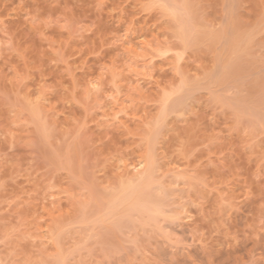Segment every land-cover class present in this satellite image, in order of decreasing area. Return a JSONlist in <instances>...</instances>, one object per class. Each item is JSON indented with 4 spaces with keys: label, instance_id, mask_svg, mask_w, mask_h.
<instances>
[{
    "label": "rangeland",
    "instance_id": "rangeland-1",
    "mask_svg": "<svg viewBox=\"0 0 264 264\" xmlns=\"http://www.w3.org/2000/svg\"><path fill=\"white\" fill-rule=\"evenodd\" d=\"M160 1L0 0V264L264 259L262 6L231 21L223 0H184L221 38L186 45ZM198 83L158 130L164 103ZM149 156L163 213L105 216Z\"/></svg>",
    "mask_w": 264,
    "mask_h": 264
},
{
    "label": "bare ground",
    "instance_id": "bare-ground-1",
    "mask_svg": "<svg viewBox=\"0 0 264 264\" xmlns=\"http://www.w3.org/2000/svg\"><path fill=\"white\" fill-rule=\"evenodd\" d=\"M162 1H164L166 4H167V6L170 8H166V9H169L170 10V13L172 14H169V16L171 15L178 23V26L176 27V28H178L177 29V33L179 34L178 36L180 37V38H182L183 40L182 41H184V43L186 42H194V41H196L197 42V40H198V42L200 43V41L202 40V36L203 35H205L206 34V36H208V38H209V34H211L212 35V32L211 33H208L206 30L204 31V30H201L200 28H198L197 26L199 25V24H197V25H195V23L193 22L194 20V18L192 19V15H193V17H194V14H191V8L193 7H188V5L186 4L187 3V1H186V3H185V1L184 2H178L179 0H162ZM162 1H160V2H162ZM189 1V0H188ZM243 1H245V0H223V2L225 3V5L227 6L226 7V11L228 12V14H226V15H228V16H230L229 18H230V20H231V18H233V16L236 18V15H238V11H240V5H242V2ZM247 1V0H246ZM258 2H259V4H260V6H259V4H258V6L259 7H261V10H258V12L260 11V13H259V15H262V20L264 21V0H257ZM253 2V1H252ZM256 2V1H255ZM257 3V2H256ZM155 4V3H154ZM243 4H244V2H243ZM165 5V4H164ZM189 5H191V4H189ZM224 5V4H223ZM244 6H245V4H244ZM246 7V6H245ZM165 8V7H164ZM195 8V7H194ZM246 8H248V7H246ZM243 9H245V8H243ZM224 11V10H223ZM196 12V11H195ZM194 13V12H193ZM248 14V13H247ZM253 14V13H252ZM244 15V14H243ZM249 15V14H248ZM259 15H258V17H259ZM227 16V17H228ZM245 16V15H244ZM250 16V15H249ZM196 17V16H195ZM261 17V16H260ZM172 18V19H173ZM228 18V19H229ZM201 19V18H200ZM234 19V18H233ZM193 20V21H192ZM174 21V20H173ZM201 21H203V20H201ZM232 21V20H231ZM230 21V22H231ZM243 21V20H242ZM255 21V20H254ZM263 21L261 22L262 24H263ZM196 22V21H195ZM204 22V21H203ZM228 22V21H227ZM244 22V21H243ZM260 22V21H259ZM196 23H198V22H196ZM201 23V22H200ZM205 23V22H204ZM233 23V22H232ZM242 23V22H241ZM206 24V23H205ZM236 24V23H235ZM249 24V23H248ZM247 24V25H248ZM253 24V23H252ZM262 24H260V25H262ZM174 25V24H173ZM203 24H201L200 26H202ZM207 25V24H206ZM231 25V24H230ZM259 25V26H260ZM205 26V25H204ZM209 26V25H208ZM233 26H235V25H233ZM263 26V25H262ZM213 27V26H212ZM225 27V26H224ZM236 27V26H235ZM209 28V27H208ZM211 28V27H210ZM238 28V27H237ZM248 28H249V26H248ZM205 29H206V27H205ZM213 29V28H212ZM220 29H222V28H220ZM259 29V28H258ZM258 29H253V30H255V31H257ZM229 30V29H228ZM253 30H252V32H253ZM215 31V30H214ZM216 31H218L217 29H216ZM227 31V30H226ZM231 31V30H230ZM239 31V33H240V30H238ZM176 33V34H177ZM238 33V34H239ZM250 33H251V31H250ZM255 33V32H254ZM220 34H222L223 35V37L225 36V35H227V33H225V32H222V33H220ZM245 34H246V32H245ZM252 34V33H251ZM256 34H257V32H256ZM214 35V36H213ZM213 35L211 36L212 37V40H214V42H215V39H218V37H219V35L218 34H214L213 33ZM244 35V34H243ZM242 35V36H243ZM247 35H248V32H247ZM177 36V37H178ZM205 36V37H206ZM228 36V35H227ZM254 36H256V35H254ZM253 36V37H254ZM216 37V38H215ZM246 37V36H245ZM248 37H249V35H248ZM248 37H246V39L248 40ZM179 38V39H180ZM227 37L225 36L224 37V39H225V42L227 41V45L229 44V45H231V43L236 39H234V36L232 37H230V36H228V38L226 39ZM231 39V42L230 41H228V40H230ZM256 38V37H255ZM258 38V37H257ZM200 39V40H199ZM205 39H207V37L205 38ZM219 39H221L220 37H219ZM223 39V38H222ZM244 39V38H243ZM252 39V37L250 36V39L249 40H251ZM210 40V39H209ZM212 40H210V41H212ZM242 40V39H241ZM241 40H239V41H241ZM248 40V42H250ZM180 41V40H179ZM217 41V40H216ZM237 41V40H236ZM235 41V42H236ZM246 41V40H245ZM254 41V40H253ZM196 42H195V44H196ZM197 42V43H198ZM203 42V41H202ZM205 42V41H204ZM224 42V43H225ZM208 43V42H207ZM221 43V42H220ZM223 43V44H224ZM247 43V42H246ZM252 43V42H251ZM190 43H187L186 45H189ZM201 44H203V43H201ZM200 44V45H201ZM253 44V43H252ZM203 46V45H202ZM214 46V45H213ZM193 47V46H192ZM226 47H228V46H226ZM237 47V46H236ZM191 48V47H190ZM228 49V48H227ZM236 49V48H235ZM241 49V48H240ZM184 50H186V48L184 49ZM217 50V49H216ZM228 51V50H227ZM240 51V50H239ZM241 51H243V50H241ZM216 52H219V50L218 51H216ZM233 52H235V50L233 51ZM247 52V51H246ZM244 54V51H243V53H242V55ZM247 54V53H246ZM235 55V54H234ZM241 55V54H240ZM258 55V54H257ZM233 56V55H232ZM251 56V55H250ZM220 57V56H219ZM243 57V56H242ZM221 59V58H220ZM238 59H240V58H238ZM248 59V58H247ZM251 59V58H250ZM219 60V59H218ZM223 59H221V61H222ZM241 60H242V58H241ZM249 60V59H248ZM230 60H228V62H229ZM245 61V60H244ZM225 62V61H224ZM231 65H228V63H225V65L227 64L229 67H225L224 66V63L222 64V63H220L221 65V67H218V68H220L219 70L221 71L222 70V73H224L225 74V72H223V70L224 71H227L228 70V68H230V67H232V65H233V63L232 62H229ZM247 63V62H246ZM249 63V62H248ZM247 63V64H248ZM260 63V62H259ZM261 63H263V62H261ZM219 65V64H218ZM226 65V66H227ZM235 65V64H234ZM252 65V64H251ZM223 66H224V68H223ZM254 66V65H253ZM262 65H260L259 67H261ZM239 67H241V66H239ZM263 67H264V65H263ZM217 68V67H216ZM253 68H255V67H253ZM242 69H244V68H242ZM255 70V69H254ZM229 71V70H228ZM249 71V70H248ZM260 71V70H259ZM247 72V71H246ZM218 73V72H217ZM219 73H221V72H219ZM256 73V72H255ZM264 73V72H263ZM216 74V73H215ZM214 75V74H213ZM230 75V74H229ZM233 75V74H232ZM238 75V74H237ZM252 75V74H251ZM260 75V74H259ZM209 76V75H208ZM215 76H217V75H215ZM226 76V75H225ZM258 76V75H257ZM261 76V75H260ZM223 77L224 76H222L221 78L223 79ZM235 78H236V76H234ZM233 77V78H234ZM184 78V77H183ZM215 79H216V77H215ZM231 79V78H230ZM250 79V78H249ZM248 79V80H249ZM210 80V79H209ZM245 80V79H244ZM243 80V81H244ZM247 80V79H246ZM247 80V81H248ZM259 80V79H258ZM262 80H264V79H262ZM214 81V79L212 80V82ZM217 81H218V77H217ZM210 82V81H209ZM219 82V84H221L220 83V81H218ZM197 83V82H196ZM208 83V82H207ZM245 84V83H244ZM200 84L198 83V85L196 86V85H194V84H191V86H184V87H182V88H180V90L178 91L179 93L176 95V97H174V98H171L170 100H167V102H166V104L164 103V107H163V109H162V111L160 112V113H158V114H160V116H159V118H158V125H157V129L159 130H161L162 129V127H165L166 125H169V123H168V121H169V119H170V116L173 114V113H175V112H177V111H179V110H181L184 106H186V101H187V99L188 98H190L191 96H193V93L192 92H194L195 93V90L197 91V89L199 88H201L203 85H204V83H203V85H200ZM218 85V84H217ZM224 85V84H223ZM230 85V84H229ZM234 86V85H233ZM260 86H261V84H260ZM259 86V87H260ZM205 87H209V85H204L203 86V88L205 89ZM237 87V86H236ZM246 87H248V86H246ZM254 88V87H253ZM198 89V90H199ZM239 89V88H238ZM261 89V88H260ZM255 91V90H254ZM209 92V91H208ZM211 92V91H210ZM243 92V91H242ZM200 93V92H199ZM216 93V92H215ZM238 93V92H237ZM256 93V92H255ZM260 93V92H259ZM263 93V92H262ZM176 94V93H175ZM197 94V93H196ZM217 94V93H216ZM264 94V93H263ZM212 95V94H211ZM255 95V94H254ZM171 96V95H170ZM238 96V95H237ZM262 96V95H261ZM214 97V96H213ZM235 97V96H234ZM245 97V96H244ZM252 97V96H251ZM263 97V96H262ZM221 99V98H220ZM233 99V98H232ZM192 100V99H191ZM229 100V99H228ZM223 102V101H222ZM234 102V101H233ZM235 103H239V102H236L235 101ZM251 103V102H250ZM258 103V102H257ZM235 105H237V104H235ZM239 105V104H238ZM36 106H37V104H36ZM39 106V105H38ZM37 106V107H38ZM263 106H264V104H263ZM262 106V107H263ZM35 106H33L32 108H34ZM36 107V108H37ZM245 107V106H244ZM254 107V106H253ZM39 108V107H38ZM241 108V107H240ZM255 108H256V106H255ZM250 109H251V106H250ZM258 109H259V107H258ZM33 110V109H32ZM35 111V110H34ZM37 111V110H36ZM39 111V110H38ZM242 111V110H241ZM255 111H257V110H255ZM254 111V112H255ZM259 111V110H258ZM35 113V112H34ZM38 113V112H37ZM37 113H36V115H37ZM183 113V112H182ZM243 114V113H242ZM249 114H250V112H249ZM39 115V114H38ZM251 115V114H250ZM255 115V114H254ZM253 116V115H252ZM255 117V116H254ZM173 118V117H172ZM257 119V118H256ZM171 120V119H170ZM259 121H260V119H259ZM168 123V124H167ZM161 131H163V129L161 130ZM154 132H156V131H154ZM154 132L152 133V134H154ZM158 133H159V131H158ZM151 134V133H150ZM160 134V133H159ZM166 134V133H165ZM151 136V135H150ZM157 136H158V134H157ZM165 136V135H164ZM161 137V136H160ZM150 138H152V137H150ZM156 140V139H155ZM151 141V140H150ZM156 143V142H155ZM157 144V143H156ZM151 145V144H150ZM155 147V146H154ZM156 147H158V146H156ZM152 148V147H151ZM153 150V149H152ZM156 149H154V151H155ZM149 153V152H148ZM157 155V154H156ZM147 156V155H146ZM150 156H153V155H150ZM149 156V158H148V160H146V161H140L138 164H140V165H142V163L144 164V162L146 163H148V175L146 176V178H144V179H142V180H140V181H137V183H133V182H128L127 184H124L122 187H121V190L120 191H118V193L117 194H113L114 196H112V199H111V201H110V203H109V206H108V211H106L107 213L105 214V216L108 214V215H110V217L111 216H115V214H117L118 212L120 213V211H124L125 213H129V212H132V211H135L136 212V214L139 212V213H142L141 215L143 216L144 215V217H147L146 219H148L149 220V222H150V220H155L156 219V217H158V216H160L162 213H163V199L161 200V197L163 196H159V194H158V192H161V191H157V190H161V188L162 187H160V186H158V184H155L154 183V181H153V174H155L154 172H153V169L155 170V168L154 167H156L155 166V164H154V160H153V158H155V157H150ZM157 158V157H156ZM136 164V163H135ZM154 164V165H153ZM158 165H160V164H158ZM136 166H138V165H136ZM160 168V167H159ZM158 172V171H157ZM157 175H158V173H157ZM143 176H145V175H143ZM159 181V180H158ZM159 184H161L160 182H159ZM118 187V186H117ZM118 190V189H117ZM157 192H156V191ZM164 190V189H163ZM116 190H114V192H115ZM165 191H167L166 189H165ZM167 192H169V191H167ZM164 193V192H163ZM165 195V194H164ZM167 198V197H166ZM104 204V203H103ZM102 207V206H101ZM103 207H105V206H103ZM101 209V208H100ZM104 211V210H103ZM138 211V212H137ZM101 212H102V210H101ZM121 212V213H122ZM118 213V214H119ZM133 213V212H132ZM139 213L137 214V216L139 215ZM103 214H104V212H103ZM117 214V215H118ZM134 215V214H133ZM146 215V216H145ZM113 216V217H114ZM140 216V215H139ZM149 217V218H148ZM162 217V216H161ZM107 218V217H106ZM105 218V219H106ZM116 218V217H115ZM155 218V219H154ZM108 220H110L109 218H107ZM124 219V218H123ZM160 219V218H159ZM127 221V220H126ZM132 221V220H131ZM145 221V220H144ZM159 221V220H158ZM109 222V221H108ZM116 222V221H115ZM134 222H137V221H134ZM136 224H138V223H136ZM139 225V224H138ZM140 226V225H139ZM142 226V225H141ZM113 227H114V225H113ZM117 227V226H116ZM257 242V241H256ZM264 242V241H263ZM256 244V243H255ZM250 246V245H249ZM252 246H254V245H252ZM227 247V246H226ZM255 247V246H254ZM251 248V247H250ZM250 248H247L246 247V251L245 252H243L242 254H240V255H238V256H235V257H233L234 259H232L231 257V259H228V260H230V261H228L227 259L226 260H224L223 259V257H222V254H221V257H222V259H221V257H220V253L217 251V253H219V257L217 256V257H212V259H210L208 262H207V264H252V262H254L253 260H255V259H257L259 262V264L261 263V261L262 260H264V259H261V258H255V252L253 253V251H255L254 249H253V247L250 249ZM263 249V248H262ZM226 251V250H225ZM258 251H256V255L259 253H257ZM227 253H229V252H227ZM260 254V253H259ZM214 255V254H213ZM218 255V254H217ZM225 255V254H224ZM230 255V254H229ZM237 255V254H236ZM231 256V255H230ZM262 256H263V254H262ZM226 257H227V255H226ZM227 258H229V256L227 257ZM256 260V261H257ZM255 261V262H256ZM264 262V261H263ZM254 264V263H253ZM257 264V263H256Z\"/></svg>",
    "mask_w": 264,
    "mask_h": 264
},
{
    "label": "snow or ice",
    "instance_id": "snow-or-ice-1",
    "mask_svg": "<svg viewBox=\"0 0 264 264\" xmlns=\"http://www.w3.org/2000/svg\"><path fill=\"white\" fill-rule=\"evenodd\" d=\"M152 7H164V5H151ZM90 88L95 90L98 88V84L97 83H91L90 84Z\"/></svg>",
    "mask_w": 264,
    "mask_h": 264
}]
</instances>
